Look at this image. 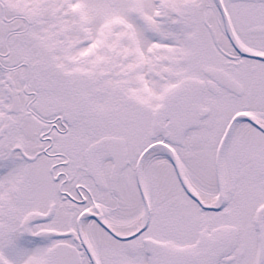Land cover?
I'll return each mask as SVG.
<instances>
[{"label":"snow or ice","instance_id":"6c2138e0","mask_svg":"<svg viewBox=\"0 0 264 264\" xmlns=\"http://www.w3.org/2000/svg\"><path fill=\"white\" fill-rule=\"evenodd\" d=\"M0 264H264V0H0Z\"/></svg>","mask_w":264,"mask_h":264}]
</instances>
